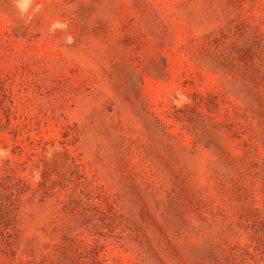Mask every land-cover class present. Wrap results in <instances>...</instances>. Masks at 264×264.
I'll return each instance as SVG.
<instances>
[{
  "label": "rangeland",
  "instance_id": "obj_1",
  "mask_svg": "<svg viewBox=\"0 0 264 264\" xmlns=\"http://www.w3.org/2000/svg\"><path fill=\"white\" fill-rule=\"evenodd\" d=\"M0 264H264V0H0Z\"/></svg>",
  "mask_w": 264,
  "mask_h": 264
}]
</instances>
